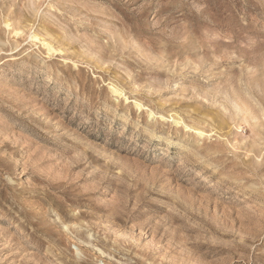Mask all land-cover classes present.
<instances>
[{
  "label": "rangeland",
  "instance_id": "obj_1",
  "mask_svg": "<svg viewBox=\"0 0 264 264\" xmlns=\"http://www.w3.org/2000/svg\"><path fill=\"white\" fill-rule=\"evenodd\" d=\"M0 264H264V0H0Z\"/></svg>",
  "mask_w": 264,
  "mask_h": 264
},
{
  "label": "bare ground",
  "instance_id": "obj_2",
  "mask_svg": "<svg viewBox=\"0 0 264 264\" xmlns=\"http://www.w3.org/2000/svg\"><path fill=\"white\" fill-rule=\"evenodd\" d=\"M137 107L141 108L142 104H137ZM150 114H153V112H151ZM125 116V115H124ZM177 124L180 123V120L176 122ZM172 142L171 138H168V143L170 144Z\"/></svg>",
  "mask_w": 264,
  "mask_h": 264
}]
</instances>
